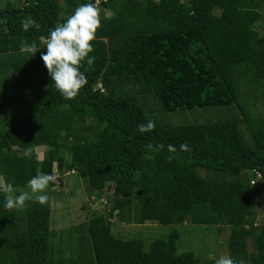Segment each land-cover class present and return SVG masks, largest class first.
<instances>
[{"label":"trees","instance_id":"1","mask_svg":"<svg viewBox=\"0 0 264 264\" xmlns=\"http://www.w3.org/2000/svg\"><path fill=\"white\" fill-rule=\"evenodd\" d=\"M86 3L99 7L102 25L89 53L94 63L89 68L86 58L81 67L88 82L65 100L47 74L18 120L0 132V175L16 190L41 172L63 183L72 171L93 199L106 197L103 211L74 227L77 237L62 239L70 250L76 239L75 257L65 264H215L192 250L178 253L176 228L146 248L142 238L116 236L113 219L228 227L227 255L264 264V212L257 216L250 184L258 171L264 193V113L243 97L250 85L264 84V33L255 35L264 0H6L0 58L10 60L0 59V69L20 71L32 57L19 51L22 40L36 42L34 58L46 52L57 21ZM28 16L39 30L23 31ZM147 104L164 112L235 104L239 112L164 124L145 113ZM149 120L154 130L140 133L137 125ZM48 196L45 205L8 210L0 193V264H59Z\"/></svg>","mask_w":264,"mask_h":264},{"label":"rangeland","instance_id":"2","mask_svg":"<svg viewBox=\"0 0 264 264\" xmlns=\"http://www.w3.org/2000/svg\"><path fill=\"white\" fill-rule=\"evenodd\" d=\"M5 4L6 0H0V7ZM261 13L260 21L255 24V35L258 32L264 33V3L261 6ZM202 23L206 25V22L203 21ZM40 56L38 54L36 58L32 56L26 61H22V69L20 71L11 65L4 69L3 66L0 69V132L7 130L18 120V113L31 102L34 90L46 85L48 73ZM0 59L10 60L9 56H3ZM247 95H243L244 98L246 97L244 100L250 102L252 108H256L258 113L263 114L264 84L255 83L252 86L250 85ZM256 97L258 98L255 99ZM154 103V100L149 102V104ZM144 109L150 118L164 124H188L219 120L236 117L239 112L235 104L166 112L160 111V109L158 111L155 105L147 104ZM37 150L39 151V153L37 152V157L40 158L44 147H38ZM54 176L57 178L55 184H49L45 190L51 196L50 230L52 234H56L53 237L51 235L50 240L53 239L55 241V261H60L59 264H65L66 261L67 263L72 261V256L75 257L76 239L72 243L73 250H70L68 244L66 242L63 243L62 239L65 238L68 241V237H77L76 228L74 227L81 222L87 221L92 212L103 211V205H106V197L103 196L100 201L93 199V190L90 189L87 181L80 179L72 171L66 174L67 177L62 180L63 183H59L60 180H58L59 177L57 175L54 174ZM110 189V187L106 186L104 192H110ZM17 190L30 192L28 186L19 187L15 191ZM251 191L254 209L258 213L257 216L262 217L264 212V193L260 179L257 180L255 185L251 186ZM173 228L178 229L179 232L177 239L178 253L192 250L200 258L209 257L215 260L227 255L223 241L229 233L228 227H224L218 232L214 225L206 226L190 223L162 225L151 221L145 224H134L113 219L112 232L122 238H142L147 248L151 240L166 236Z\"/></svg>","mask_w":264,"mask_h":264},{"label":"clouds","instance_id":"3","mask_svg":"<svg viewBox=\"0 0 264 264\" xmlns=\"http://www.w3.org/2000/svg\"><path fill=\"white\" fill-rule=\"evenodd\" d=\"M100 9L94 3L81 4L76 7L73 13L67 16L63 22L57 21L55 27L50 30L46 39V52L41 53L40 59L47 69L56 90L65 100L74 99L80 90L87 84V77L81 71L83 62L87 58L89 68L94 63V57L89 53L94 51L92 41L96 39V32L101 27ZM23 31L30 28L40 29V24L31 16L21 21ZM19 51L33 56L38 52L36 42L21 41ZM154 121L149 120L146 124L137 125L140 133L154 130ZM152 150L151 144L147 145ZM164 146L157 145L155 150ZM181 150H187L186 145L180 146ZM169 153L176 151L172 145L168 146ZM172 158L171 156L169 157ZM56 177L48 173H39L28 181L29 191L16 194L12 183L0 175V193L4 196V207L8 210H23L32 201L45 205L49 202L46 193L50 183L56 182ZM215 264H245L243 260H234L230 255L221 256Z\"/></svg>","mask_w":264,"mask_h":264},{"label":"built area","instance_id":"4","mask_svg":"<svg viewBox=\"0 0 264 264\" xmlns=\"http://www.w3.org/2000/svg\"><path fill=\"white\" fill-rule=\"evenodd\" d=\"M260 178H261L260 173L256 170H253V177L250 180V184L255 185L257 180H259Z\"/></svg>","mask_w":264,"mask_h":264},{"label":"water","instance_id":"5","mask_svg":"<svg viewBox=\"0 0 264 264\" xmlns=\"http://www.w3.org/2000/svg\"><path fill=\"white\" fill-rule=\"evenodd\" d=\"M21 12V9L10 11L9 13Z\"/></svg>","mask_w":264,"mask_h":264},{"label":"crops","instance_id":"6","mask_svg":"<svg viewBox=\"0 0 264 264\" xmlns=\"http://www.w3.org/2000/svg\"><path fill=\"white\" fill-rule=\"evenodd\" d=\"M36 152H38V153H39V151L37 150V148H36ZM38 153H37V154H38Z\"/></svg>","mask_w":264,"mask_h":264}]
</instances>
